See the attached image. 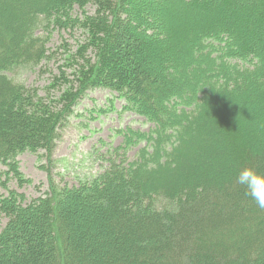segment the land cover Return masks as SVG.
<instances>
[{
    "label": "trees",
    "instance_id": "obj_1",
    "mask_svg": "<svg viewBox=\"0 0 264 264\" xmlns=\"http://www.w3.org/2000/svg\"><path fill=\"white\" fill-rule=\"evenodd\" d=\"M164 1L0 0V264H264V209L236 182L246 167L264 174V36L256 42L264 0H221L216 9L202 1L217 17L190 23L192 36L159 14ZM182 1L189 12L200 4ZM75 26L89 37L78 87L56 98V78L43 97L8 76L48 58L53 29ZM159 37L173 46L174 69L187 74L190 60L185 84L167 79V65L151 66L164 58ZM91 88L117 94L112 107L121 99L153 127L120 129L124 143L107 149L95 175L52 177L34 198L10 187L32 184L20 154L55 163L73 107Z\"/></svg>",
    "mask_w": 264,
    "mask_h": 264
},
{
    "label": "rangeland",
    "instance_id": "obj_2",
    "mask_svg": "<svg viewBox=\"0 0 264 264\" xmlns=\"http://www.w3.org/2000/svg\"><path fill=\"white\" fill-rule=\"evenodd\" d=\"M202 1L207 0H199L200 4L191 3V12L187 11L186 5L182 0H166L163 3H157L156 6L159 9V14L166 18H173L177 24L182 25L185 31L187 30L190 36H192L195 33L191 30V25H194L195 22L194 20L201 19L202 17H217L215 13L205 8ZM237 1L242 3L241 0ZM212 2L215 5L213 6L214 9H216L217 4H221V0H212ZM245 3L248 7L252 6L249 0H246ZM87 11L94 14L96 6L93 4L89 5ZM73 15L82 17L84 14L77 6L73 10ZM153 17L156 20V17ZM187 21L191 25L187 27L183 26ZM38 34L46 35L47 33L45 30L40 29ZM263 36V34H258L256 42H262ZM88 38V34L79 26L63 30L53 29L48 44V58L38 65L16 67L8 71L7 74L16 82L38 89L40 95L43 97L47 96L46 90H49L53 85L52 82L56 78H59L56 82L57 86L52 91V94L56 98H59L65 89L71 85H74V87H78L79 85V82L76 80L75 71L82 63V59L78 53L80 46L85 44ZM159 38V43L153 42V44L158 50H161L160 52H162L164 58H161L160 61L151 66L159 68L161 63L167 65L168 72L165 73L167 79L176 85L185 84L194 73V70L189 65L190 60L186 59L188 60L187 64H185V68H188L187 74H183L177 67L174 69L170 63L171 61L173 64L177 62L176 59V61L172 60L174 57H172L170 49L173 46L170 42L162 43L161 37ZM86 56L94 58L93 50L89 48ZM73 57L74 60H72ZM66 82L72 83L66 84ZM81 94L82 96L79 98L77 105L73 107V110H76L75 114L62 131L63 135L55 153V163L51 164L48 159L39 160L38 155L31 152L20 154L18 159L21 170L32 180V184H26L19 188L18 183L12 181L9 184L10 187L19 188L28 197L34 198L45 194L50 186L52 177L57 178L59 181H61V178H64L69 183H74L79 178L95 175L101 170L104 163L101 160V155L107 153L109 147H116L124 142V137L117 134L119 129L130 128L135 131L148 132L152 128V124L145 117L131 111H124L123 106L125 102L123 100L117 98L114 107H112L111 99L117 96V94L110 92V90L91 88L86 91V96H84V92ZM102 109L106 110V112L101 113L100 110ZM104 143L107 145L104 146ZM140 144V146L130 149L129 157L131 160L137 157L139 150L145 145V142ZM42 166L46 168H42ZM0 169L5 170L6 167L0 165ZM0 191L6 192L1 187Z\"/></svg>",
    "mask_w": 264,
    "mask_h": 264
},
{
    "label": "clouds",
    "instance_id": "obj_3",
    "mask_svg": "<svg viewBox=\"0 0 264 264\" xmlns=\"http://www.w3.org/2000/svg\"><path fill=\"white\" fill-rule=\"evenodd\" d=\"M236 182L245 187L246 194L254 200L258 208L264 209V174L246 167L239 172Z\"/></svg>",
    "mask_w": 264,
    "mask_h": 264
},
{
    "label": "bare ground",
    "instance_id": "obj_4",
    "mask_svg": "<svg viewBox=\"0 0 264 264\" xmlns=\"http://www.w3.org/2000/svg\"><path fill=\"white\" fill-rule=\"evenodd\" d=\"M104 155H106V153L101 155V160H103ZM26 177H27V176H26ZM28 178H29V177H28ZM9 186H10V185H9ZM19 188H20V187H19ZM19 188H18V190H19Z\"/></svg>",
    "mask_w": 264,
    "mask_h": 264
}]
</instances>
